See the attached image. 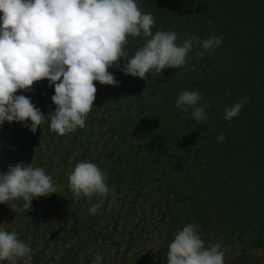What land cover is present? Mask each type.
<instances>
[{
	"label": "trees",
	"instance_id": "1",
	"mask_svg": "<svg viewBox=\"0 0 264 264\" xmlns=\"http://www.w3.org/2000/svg\"><path fill=\"white\" fill-rule=\"evenodd\" d=\"M136 3L154 17L153 35L176 32L178 45L191 35L216 36L222 44L202 59L195 55L202 46L194 44L183 68L149 73L147 81L120 70L119 86L96 82L85 127L63 136L49 126L56 108L50 81L17 92L45 121L35 133L30 120L0 125V173L32 164L57 189L34 198L30 211L12 209L22 198L0 204V230L30 247L31 264H93L97 255L101 264H167L170 243L188 224L199 227L205 247L219 242L230 249L225 257L264 251V0ZM144 43L129 36V58ZM185 90L199 91V105H210L207 123L198 124L192 109L176 108ZM243 97L249 102L239 115L225 120V109ZM85 161L107 175L118 208L108 209L110 194L102 214H92L99 197H74L68 177Z\"/></svg>",
	"mask_w": 264,
	"mask_h": 264
},
{
	"label": "clouds",
	"instance_id": "2",
	"mask_svg": "<svg viewBox=\"0 0 264 264\" xmlns=\"http://www.w3.org/2000/svg\"><path fill=\"white\" fill-rule=\"evenodd\" d=\"M0 13V125L5 121L26 124L30 120L33 133L46 115L28 96L17 92L33 91L37 82L47 79L50 86H55L51 99L56 108L49 126L63 136L85 127L96 100V82L119 86L110 68L147 81L149 73L158 76L167 68H183L194 44L203 48L196 51L197 59L222 44L216 36L201 41L191 35L178 45L176 32L158 31L153 35L156 21L138 7L136 0H0ZM129 36L145 39L131 58L125 51ZM121 60L125 61L122 69ZM142 94L147 95V88ZM201 100L199 91L185 90L175 106L185 113L192 109L195 121L205 124L209 119L205 110L210 105H199ZM248 102L243 97L225 109L224 119L231 122ZM224 139L221 132L217 140ZM107 179L96 164L87 161L78 163L68 177L75 198H100L89 209L92 214H102L100 210L110 194L108 209L119 207ZM53 193H57L53 178L43 168L17 163L0 173V204L21 198L24 201L21 208L11 205L15 211H30L34 198ZM228 251L219 242L205 247L199 227L188 224L170 243L167 264H224ZM102 259L97 255L93 264H101ZM5 260L31 264V249L15 232L0 230V261Z\"/></svg>",
	"mask_w": 264,
	"mask_h": 264
},
{
	"label": "rangeland",
	"instance_id": "3",
	"mask_svg": "<svg viewBox=\"0 0 264 264\" xmlns=\"http://www.w3.org/2000/svg\"><path fill=\"white\" fill-rule=\"evenodd\" d=\"M109 72L115 76V79L120 74V70L115 67L110 68ZM224 264H264V251L226 256L224 257Z\"/></svg>",
	"mask_w": 264,
	"mask_h": 264
}]
</instances>
